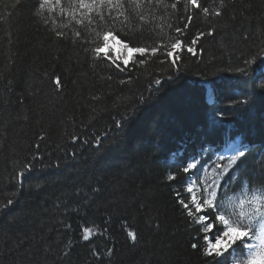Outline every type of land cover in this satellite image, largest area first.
<instances>
[{"label": "trees", "instance_id": "trees-1", "mask_svg": "<svg viewBox=\"0 0 264 264\" xmlns=\"http://www.w3.org/2000/svg\"><path fill=\"white\" fill-rule=\"evenodd\" d=\"M39 3L0 0V264H205L191 248L204 234L178 200L192 207L190 197L202 194L201 179L193 193L187 180L207 162L185 173L176 161L234 135L250 144L245 170L264 175V0H199L207 16L187 0H121L124 16L108 25L116 40L159 46L134 68L142 58L130 55L125 72L94 61L95 22L70 17L69 0L44 11L47 23L36 16ZM176 38L196 53L182 48L179 71L163 56ZM213 113L224 114L219 126Z\"/></svg>", "mask_w": 264, "mask_h": 264}, {"label": "snow or ice", "instance_id": "snow-or-ice-1", "mask_svg": "<svg viewBox=\"0 0 264 264\" xmlns=\"http://www.w3.org/2000/svg\"><path fill=\"white\" fill-rule=\"evenodd\" d=\"M20 0H17L19 3ZM151 2V0H149ZM179 0H177V3ZM61 0H40L36 16L42 17L45 10L53 12L57 6H60ZM70 7L68 15L79 18L78 23L84 24L87 17L88 25L95 22L97 29L96 38L92 41L93 47L91 52L94 61H110L109 67L113 72H125L130 70L129 58L126 56L122 60L119 58L112 59L109 55L110 40H116L117 36L114 34V28H109L108 25L120 17L124 16V7L121 0H69ZM161 0H156V6L159 7ZM187 3L192 9H199L205 16L209 14L207 7H201L199 0H187ZM223 3V0H221ZM172 8H176V3H173ZM105 8L107 10H105ZM60 14H64L63 7L60 8ZM216 16H220L221 12L216 11ZM192 15L187 16V23L183 28L177 27L175 31L182 33L192 21ZM45 23L49 17L43 16ZM144 19L143 16L140 17ZM57 36H63L61 32L56 33ZM75 35L80 36L79 32ZM204 34L201 33L191 40V45H195L197 40ZM207 35H212L209 31ZM124 49L129 55L136 53L142 59H137L131 67L136 65H143L147 63L151 56H155L159 51V46L144 47L136 46L133 44L131 47L129 43H123ZM182 48H186L188 52L193 55L196 53L193 47L184 45V42L176 38L175 42L170 47L165 46L163 56L165 59L170 58L173 67L179 71L178 60L180 58ZM264 51V49H262ZM259 58V53H257ZM119 60V62H117ZM163 62V61H162ZM255 63V60H245V65ZM264 63V60H262ZM240 71L247 75V67L241 68ZM111 77H109L110 79ZM123 83V81H121ZM155 84L160 85L161 80L155 79ZM57 88L61 86L59 77L55 79ZM216 113H213L211 126L216 127L222 124L223 113H219L220 119H216ZM121 125L117 123V127ZM232 155L228 156V163L222 164L224 160L222 153H216L215 159L209 158V149L201 147L199 155L187 158L181 163V170L185 173L192 169H197L200 161L206 160L205 164H200L198 172H194L187 180V192L193 193L191 186L197 179L203 182L199 184L202 194L198 197L193 194L190 197V203H185L184 199H179L178 203L186 210V214L191 220L199 225L196 229L198 233H203L202 237H194L195 241L191 244L193 250H198L201 255L206 258L205 264H227L232 259L233 264H264V175L254 177L248 173L244 165L247 162L246 152L248 151L247 145L241 146L240 144L230 145ZM235 166V167H233ZM31 164H26L24 170L19 172L18 177L23 178L25 173L31 171ZM229 168H232L231 175L224 179ZM212 171L214 174L210 178H205L204 173ZM169 180L175 179V175L170 173ZM223 182V183H221ZM238 190L239 194L235 195L236 204L228 207L227 204L231 203L233 193ZM96 191H99L97 189ZM179 195V193L177 194ZM12 200L9 199L5 207L10 205ZM237 207L239 210H237ZM92 229H87L82 239L85 241L90 240ZM211 233V236L208 234ZM127 236L135 243L138 239L135 231H128ZM203 239L206 243L202 247L200 240ZM112 254V250H108V255ZM93 255L99 257L103 255L100 252H94Z\"/></svg>", "mask_w": 264, "mask_h": 264}, {"label": "rangeland", "instance_id": "rangeland-1", "mask_svg": "<svg viewBox=\"0 0 264 264\" xmlns=\"http://www.w3.org/2000/svg\"><path fill=\"white\" fill-rule=\"evenodd\" d=\"M109 43H110V50L119 54L122 53L123 55H126L128 57L130 56L119 41L114 40V41H109Z\"/></svg>", "mask_w": 264, "mask_h": 264}, {"label": "bare ground", "instance_id": "bare-ground-1", "mask_svg": "<svg viewBox=\"0 0 264 264\" xmlns=\"http://www.w3.org/2000/svg\"><path fill=\"white\" fill-rule=\"evenodd\" d=\"M219 136H216L215 137V140L216 141H218L219 140V138H218ZM185 139V138H184ZM184 139H182L183 141H184ZM183 141H181V142H179V144H180V147H178V153H177V155H179L180 154V152L181 151H183L184 150V147L186 146L184 143L185 142H183ZM182 158H189V156H185V157H182ZM176 161V160H175ZM183 161H176V163L178 164H180V163H182Z\"/></svg>", "mask_w": 264, "mask_h": 264}]
</instances>
